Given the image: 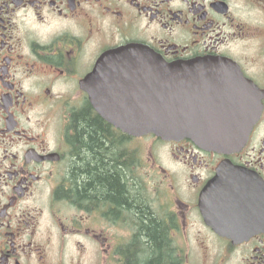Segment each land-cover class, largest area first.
<instances>
[{"label": "flooded vegetation", "instance_id": "obj_1", "mask_svg": "<svg viewBox=\"0 0 264 264\" xmlns=\"http://www.w3.org/2000/svg\"><path fill=\"white\" fill-rule=\"evenodd\" d=\"M129 44L206 61L202 78L245 115L261 103L246 144L107 120L139 97V65L102 62ZM94 134L125 185L119 204L89 194ZM150 218L169 264H264V0H0V264H153Z\"/></svg>", "mask_w": 264, "mask_h": 264}, {"label": "water", "instance_id": "obj_2", "mask_svg": "<svg viewBox=\"0 0 264 264\" xmlns=\"http://www.w3.org/2000/svg\"><path fill=\"white\" fill-rule=\"evenodd\" d=\"M102 62L137 64L144 73L137 83L139 97L123 103L128 107L126 115H105L130 134L153 133L165 140L189 137L202 147L241 148L262 111L261 103L254 100L253 108L245 115L239 99L234 95L226 98L216 80H204L206 61L170 63L145 46L129 44L110 51ZM237 181L232 177L224 183Z\"/></svg>", "mask_w": 264, "mask_h": 264}, {"label": "trees", "instance_id": "obj_3", "mask_svg": "<svg viewBox=\"0 0 264 264\" xmlns=\"http://www.w3.org/2000/svg\"><path fill=\"white\" fill-rule=\"evenodd\" d=\"M83 125L88 127L91 130L90 132L94 133V129L98 127L99 122H92L90 120H86ZM94 140H91L87 143V149L91 152L86 156V160H94L97 162V165L94 167L87 168L86 173L90 177H93V181L88 185L89 186V194L94 195L98 199L110 200L114 203H121V200H124L126 194V188L124 183H122L121 176L118 173L114 172L115 167L110 166L109 162L101 161L99 163L96 159H98V153L96 152V146H101L98 143L97 135L94 134ZM146 217H148L147 213H144ZM145 217V218H146ZM147 219V218H146ZM150 222V227L146 229V235L149 238L148 248L150 249L153 255L157 257L154 258L153 264H169L172 260V254L167 245L166 232L161 225L155 224L154 221L150 219L147 220ZM131 264H139L138 257H134L131 260Z\"/></svg>", "mask_w": 264, "mask_h": 264}]
</instances>
